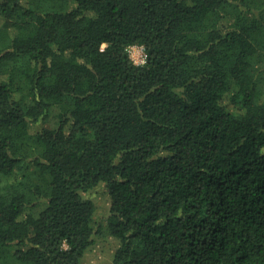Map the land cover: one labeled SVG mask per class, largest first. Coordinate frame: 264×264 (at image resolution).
Segmentation results:
<instances>
[{"label":"trees","instance_id":"16d2710c","mask_svg":"<svg viewBox=\"0 0 264 264\" xmlns=\"http://www.w3.org/2000/svg\"><path fill=\"white\" fill-rule=\"evenodd\" d=\"M0 17V264H85L101 184L113 264H264V0Z\"/></svg>","mask_w":264,"mask_h":264},{"label":"rangeland","instance_id":"374dc122","mask_svg":"<svg viewBox=\"0 0 264 264\" xmlns=\"http://www.w3.org/2000/svg\"><path fill=\"white\" fill-rule=\"evenodd\" d=\"M2 18L0 17V26ZM132 54L138 57V47L132 50ZM46 125H50L46 123ZM95 203V219L102 226L103 231L96 236V241L87 251L84 263L85 264H113V256L119 245V241L106 231L107 217L110 208L109 196L106 191L105 184H101L86 194Z\"/></svg>","mask_w":264,"mask_h":264},{"label":"built area","instance_id":"2783aa9c","mask_svg":"<svg viewBox=\"0 0 264 264\" xmlns=\"http://www.w3.org/2000/svg\"><path fill=\"white\" fill-rule=\"evenodd\" d=\"M135 47H138L139 55L138 57H135L132 53V50L135 49ZM129 53L131 58L134 60L137 64H144L147 60V53L145 51V48L141 45H133L129 48Z\"/></svg>","mask_w":264,"mask_h":264}]
</instances>
